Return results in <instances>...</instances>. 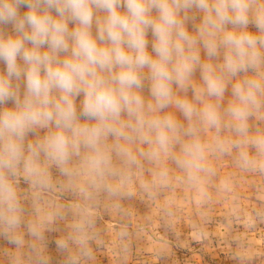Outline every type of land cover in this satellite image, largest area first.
Instances as JSON below:
<instances>
[{
    "label": "clouds",
    "instance_id": "9594fccd",
    "mask_svg": "<svg viewBox=\"0 0 264 264\" xmlns=\"http://www.w3.org/2000/svg\"><path fill=\"white\" fill-rule=\"evenodd\" d=\"M0 63L5 232L21 224L18 179L39 195L51 168L85 199L116 194L145 163L146 191L169 182L171 162L203 192L209 156L233 149L264 171V132L250 126L264 112V0H0Z\"/></svg>",
    "mask_w": 264,
    "mask_h": 264
},
{
    "label": "rangeland",
    "instance_id": "374dc122",
    "mask_svg": "<svg viewBox=\"0 0 264 264\" xmlns=\"http://www.w3.org/2000/svg\"><path fill=\"white\" fill-rule=\"evenodd\" d=\"M230 100L229 90L224 104ZM250 126L251 134L264 132V112ZM236 158L235 149L209 156L213 172L203 192L171 162L169 182L150 192L143 185L153 181L155 166L145 163L116 194L100 190L91 199L55 168L52 188L39 195L21 177V224L14 232L0 227V264H264V171L242 169ZM85 218L91 223L79 233L75 225Z\"/></svg>",
    "mask_w": 264,
    "mask_h": 264
}]
</instances>
